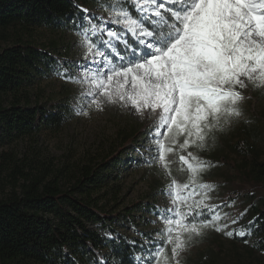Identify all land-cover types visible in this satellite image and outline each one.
I'll use <instances>...</instances> for the list:
<instances>
[{"label":"snow or ice","instance_id":"obj_1","mask_svg":"<svg viewBox=\"0 0 264 264\" xmlns=\"http://www.w3.org/2000/svg\"><path fill=\"white\" fill-rule=\"evenodd\" d=\"M102 7L107 20L87 14L77 26L80 79L70 69L62 74L84 86L89 107L115 104L153 117L147 162L170 178L162 189L169 206L158 209L162 227L140 264H180L208 228L245 236L227 230L239 219L222 211L229 205L208 203L215 185L201 174L210 163L189 149L203 150L215 130L241 116L243 89H264V0H107ZM177 162L184 182L172 177Z\"/></svg>","mask_w":264,"mask_h":264},{"label":"trees","instance_id":"obj_2","mask_svg":"<svg viewBox=\"0 0 264 264\" xmlns=\"http://www.w3.org/2000/svg\"><path fill=\"white\" fill-rule=\"evenodd\" d=\"M106 3L107 0H0V38L7 40L8 28L72 31L82 22L84 10L88 12L90 6ZM56 61L47 48L29 43L18 42L0 50V143L42 130H57L72 117L69 93L57 104H32L30 100L29 87L45 77ZM263 90L259 89L257 95ZM251 117L255 120L226 135L215 130L209 136L207 146L199 152L210 163L201 180L214 178L221 165L235 172L234 180L239 181L240 189L229 191L228 197L229 201L239 199L245 204L239 226L246 232L245 236L236 237V243L244 244L249 253L264 254V162L258 143L262 134L259 123L264 117ZM136 133L132 128L123 134V142ZM112 158L103 159V171L82 167L73 184L65 189L58 184L56 175L51 179L47 172L24 175L27 183L21 190H11L0 199V264H140L138 258L146 256L151 247L146 241L155 237L153 231L142 230L133 237L114 229L117 214L110 215L105 210L119 201L120 188L116 180H109L110 170L116 165L111 163ZM179 168L178 162L173 164L172 177L184 182L187 172L182 173ZM154 170L155 174L160 173L157 167ZM220 175L223 180L232 177ZM156 183L152 192L162 189ZM142 209L136 202L126 207L123 217L130 220L133 211ZM249 221L253 224L249 225ZM198 241L205 238H194L189 245ZM219 260H223L221 248L213 245L183 259L181 264H220ZM223 264L240 262L224 259Z\"/></svg>","mask_w":264,"mask_h":264},{"label":"rangeland","instance_id":"obj_3","mask_svg":"<svg viewBox=\"0 0 264 264\" xmlns=\"http://www.w3.org/2000/svg\"><path fill=\"white\" fill-rule=\"evenodd\" d=\"M126 6L135 16V9L131 5ZM87 14L108 17V12L102 5L90 6L83 17ZM79 24L81 22L77 26ZM77 26L72 31H53L43 27L27 30L8 28L5 31L7 40L0 38V50L23 42L45 47L53 54L57 61L45 77L36 79L29 87L30 100L32 104H57L69 93L72 111V117L57 130H42L22 139L0 143V199L10 194L11 190H21L22 185L27 183L24 175L32 177L47 172L50 173L48 179L56 175L58 184L65 189L73 184L79 169L90 166L103 171V159L113 157L111 163L115 162L116 165L110 170L109 180H116L117 187L120 188L119 201L116 205H108L105 210L110 215L117 214L114 229L133 237H138L142 230L153 231L155 237L157 230L162 227L158 209L169 206V197L162 189L170 178L161 168L147 162L152 155L149 149L153 142L149 132L153 117L147 114L141 117L133 109L115 104L105 105L103 110L88 106V101L82 98L85 88L76 82L83 71L76 64L84 62V49L80 45ZM65 69H70L76 80L64 76L62 73ZM258 91L251 85L242 90L245 99L239 104L241 116L225 125L222 130H216L219 135H226L240 125L251 123L255 120L251 116L264 117V90L261 95H257ZM85 112L88 114L85 115ZM259 126L262 134L258 143L262 151L261 160L264 162V118ZM132 128L137 131L136 135L131 136L126 143L123 142L122 135L129 133ZM189 151L205 160V155L199 153L201 150H197L198 153L196 149ZM228 158L234 159V156ZM156 167L160 170L159 174L154 173ZM221 173L232 177L223 180ZM234 178L235 172L228 170L226 165H221L215 171L214 178L203 182L215 185L209 192V204L229 205L223 207L222 211L229 213V219L239 217L237 223L229 224L227 229L236 231L241 230L239 221L244 214H240L244 213L245 204L239 199L229 201V191L240 189L239 181ZM156 182L161 184L162 189L152 192V186L157 185ZM136 202L143 209L133 211L130 220L125 219L123 215L126 207ZM151 207L153 209H149ZM237 236L234 234L229 237L212 228L205 229L201 236L194 237L205 238V241L189 245L179 257L180 264L183 259L194 257L199 252L213 248V245L221 248L223 260H219L220 264H223L224 259L239 261L240 264H264V254L249 253L244 244L236 243Z\"/></svg>","mask_w":264,"mask_h":264}]
</instances>
